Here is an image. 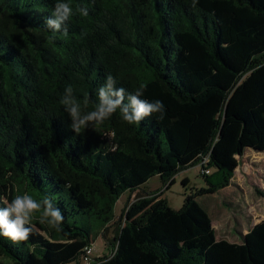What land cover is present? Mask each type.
<instances>
[{"label": "trees", "instance_id": "16d2710c", "mask_svg": "<svg viewBox=\"0 0 264 264\" xmlns=\"http://www.w3.org/2000/svg\"><path fill=\"white\" fill-rule=\"evenodd\" d=\"M68 2L65 36L44 24L55 0H0V206L26 193L51 199L64 217L57 231L41 209L27 240L0 236V264H78L94 224L104 238L110 224L117 230L105 238L110 253L90 264H264V219L240 242L216 239L198 201L229 185L245 149L264 151V0ZM107 75L127 92L144 85L163 118L130 124L117 110L76 133L64 88L91 111ZM205 158L201 169L216 181L179 209L160 188L113 222L122 193L154 175L166 189Z\"/></svg>", "mask_w": 264, "mask_h": 264}, {"label": "rangeland", "instance_id": "374dc122", "mask_svg": "<svg viewBox=\"0 0 264 264\" xmlns=\"http://www.w3.org/2000/svg\"><path fill=\"white\" fill-rule=\"evenodd\" d=\"M229 185L215 194H207L198 198L201 207L209 214L216 239L241 240L255 222L264 219V198L257 194V190L264 192V152L245 149ZM216 174L209 169L207 178L201 176L200 163H196L181 170L174 176V182L166 189L162 186L158 176L150 177L142 187L132 193L124 192L114 204L113 222H117L125 204L137 199L147 191L164 189L162 196L170 208L179 209L183 205L185 196L195 189L207 187V181L215 182ZM187 180V184L182 183ZM116 225L110 224L105 232V238L112 241L116 233ZM241 233V234H240ZM240 234V235H238ZM90 238L92 240L91 257H102L110 253V247L101 235L96 224ZM67 264V263H66ZM68 264H77L75 261ZM83 264V263H81Z\"/></svg>", "mask_w": 264, "mask_h": 264}, {"label": "clouds", "instance_id": "9594fccd", "mask_svg": "<svg viewBox=\"0 0 264 264\" xmlns=\"http://www.w3.org/2000/svg\"><path fill=\"white\" fill-rule=\"evenodd\" d=\"M80 12L84 16L88 15L86 8H81ZM72 15L73 8L68 0H55L52 15L44 19V24L54 34L63 29V34L67 36L64 25ZM143 91L144 85H141L134 92H127L123 87H116V80L113 76L107 75L104 83L97 89L98 103L94 110H82L81 104L73 95L71 85L64 88L61 104L70 117L71 128L76 133H80L81 129L84 130L89 125L102 124L117 110L121 113L122 119L130 124L138 123L152 113H160L163 118L165 111L163 102L143 99ZM41 209H43L41 223H46L57 231L62 230L64 217L54 202L47 197L37 200L25 193L16 195L10 202L0 206V236L14 242L27 240L32 231L30 226L32 215Z\"/></svg>", "mask_w": 264, "mask_h": 264}, {"label": "built area", "instance_id": "2783aa9c", "mask_svg": "<svg viewBox=\"0 0 264 264\" xmlns=\"http://www.w3.org/2000/svg\"><path fill=\"white\" fill-rule=\"evenodd\" d=\"M206 160H207V158H205L204 160H202L200 164L205 163ZM201 173L202 174H207V173H209V170L208 169H205V168L204 169L202 168L201 169ZM91 247H92V245H89V246H87V247L84 248V256L82 257L81 263H83V264H90V261H92V257H91Z\"/></svg>", "mask_w": 264, "mask_h": 264}, {"label": "crops", "instance_id": "0c3cea01", "mask_svg": "<svg viewBox=\"0 0 264 264\" xmlns=\"http://www.w3.org/2000/svg\"><path fill=\"white\" fill-rule=\"evenodd\" d=\"M162 191H164V189H162ZM161 196H162V193H161ZM257 223V222H256ZM252 227V226H251ZM247 233V232H246ZM246 233H244V234H242V236H241V240H242V237L246 234ZM241 234V233H240ZM240 234H238V235H240ZM240 240V241H241ZM230 242H240V241H238V240H229ZM78 264H81V261H79L78 262Z\"/></svg>", "mask_w": 264, "mask_h": 264}, {"label": "water", "instance_id": "95a60500", "mask_svg": "<svg viewBox=\"0 0 264 264\" xmlns=\"http://www.w3.org/2000/svg\"><path fill=\"white\" fill-rule=\"evenodd\" d=\"M255 151H258V150H255ZM258 152H264V151H258Z\"/></svg>", "mask_w": 264, "mask_h": 264}]
</instances>
